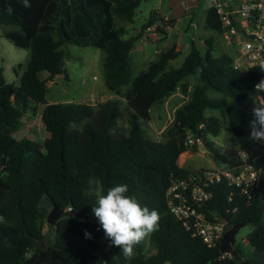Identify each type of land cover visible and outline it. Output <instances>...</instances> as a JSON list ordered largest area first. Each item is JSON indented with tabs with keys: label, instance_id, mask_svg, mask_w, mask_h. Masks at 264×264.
<instances>
[{
	"label": "trees",
	"instance_id": "1",
	"mask_svg": "<svg viewBox=\"0 0 264 264\" xmlns=\"http://www.w3.org/2000/svg\"><path fill=\"white\" fill-rule=\"evenodd\" d=\"M141 2L29 0L31 7L25 8L21 0H0V25L13 26L4 31L5 36L30 51L27 67L21 73L22 64L15 67L20 75L18 86L0 73V214L7 221L0 224V264H35L42 251L46 256L41 264H97L99 259L103 264H264V155L249 160L263 170L251 201L222 180L211 186L213 197L204 208L210 219L226 217V229L236 223L253 226L247 237L250 254L242 245L235 246L234 256L221 252V242L209 247L174 216L166 198L175 180L193 173L179 164L180 155L190 149L187 136L204 142L221 131L218 117L209 115V110L227 119L236 135H244L246 115L233 101L242 104L254 95V85L264 72L259 67L236 70L232 53L216 55L213 40L208 39L204 53L192 41L180 66L172 65L181 54L176 45L161 50L132 78L131 51L154 22L147 21L139 34L125 38L127 28L117 25L116 15L133 22ZM8 4L14 9L11 15L5 12ZM206 22L207 27L222 31L215 11H207ZM67 44L105 52V83L116 95L124 96L129 106L126 132H113L123 114L119 98L96 105L48 102V81L61 74L69 77L66 66L60 67L68 57ZM43 71L48 72L46 78L41 76ZM190 76L199 77L193 87L186 82ZM178 91L189 99L176 109L166 139L148 138L144 125L151 120L152 108ZM212 92L219 96H211ZM40 105L44 106L41 121L46 137L41 142L16 138L22 117ZM216 158L226 160L222 155ZM91 180L99 181L105 194L109 187L127 184L129 194L142 206L158 211L159 229L151 234L156 253L145 254L138 243L137 253L126 260L121 249L110 244L91 211L95 203V194L89 192ZM231 193L234 202L228 201ZM44 200L65 211L71 208L75 215L63 214L43 250ZM237 205L236 212L226 213ZM85 230L91 239L85 238Z\"/></svg>",
	"mask_w": 264,
	"mask_h": 264
},
{
	"label": "rangeland",
	"instance_id": "2",
	"mask_svg": "<svg viewBox=\"0 0 264 264\" xmlns=\"http://www.w3.org/2000/svg\"><path fill=\"white\" fill-rule=\"evenodd\" d=\"M208 0H142L141 4L135 11L133 22L123 20L116 15L117 25L126 27L128 34L125 36L137 35L141 31L144 23L152 20L154 23L159 18L170 16L177 20L176 26L173 27L169 34L159 35L160 39L154 41L151 37L143 36L136 43L135 48L131 51V65L133 70L132 78H135L143 69L147 67V63L155 54L156 50H163L176 45L178 48V40L181 38L180 56L172 61L173 66H180L186 59L191 50V39L196 37L198 48L204 53L207 49L206 40L212 39L214 52L216 55L229 52L232 49L227 45L223 34L207 27L206 11ZM161 25H157L156 31L164 30L166 25L173 26L169 20H162ZM13 26L0 25V73L6 78V81L15 85L20 84V75L15 71L18 64H22L23 68L20 73L27 67L30 59V51L26 48L17 46L10 38L5 36L4 31L12 29ZM163 33V31H161ZM205 43V44H204ZM68 57L65 58L64 66L68 70L69 77L64 75L53 78L48 81L47 100L49 103L54 102H85L90 104H98L112 98H119L122 117L118 120L113 132L121 135L126 132L128 127L129 106L124 96L116 95L111 91L104 77V60L105 52L94 46H78L67 44L64 46ZM179 49V48H178ZM47 71H43L41 76H45ZM197 76H190L186 79L190 87H193L198 81ZM55 79V80H54ZM54 80V81H53ZM53 81V82H50ZM126 87L122 89V92ZM211 96H219L217 93H210ZM189 99L188 94L176 92L169 97L164 103L156 105L152 108L151 120L144 125L145 134L153 140L164 141L166 139V130L174 121L175 112L178 107ZM246 115V121L243 126L244 135H236L229 127L227 119H225L218 111L209 110L208 114L218 117L222 128L218 136H210L207 141L197 143L190 149L182 153L179 157V164L192 172L200 170H216L217 168H235L234 171H240L244 164L251 163L249 160L253 158L258 160L264 155V141H257L250 138L249 122L253 119L252 106L250 98L245 103H237ZM43 105L38 106L35 112H30L22 117L21 129L14 133L16 138L28 137L38 142L43 141L47 132L41 121V113ZM204 145V147L202 146ZM217 155H222L226 160H218ZM256 158V159H255ZM102 190L101 183L97 180H91L89 192L95 194L96 191ZM42 208L47 212V218L44 222L45 237L41 241L44 250L54 234L55 224L48 222V217L53 210V204L44 200ZM63 216H57V221ZM56 221V222H57ZM253 226L245 225L242 227L236 238V245H242L245 252L250 254L252 246L247 240ZM143 251L147 255L156 253V249L151 243V234L144 238L140 243ZM137 253V245L134 247V255ZM97 264H103L102 260L96 261Z\"/></svg>",
	"mask_w": 264,
	"mask_h": 264
},
{
	"label": "built area",
	"instance_id": "3",
	"mask_svg": "<svg viewBox=\"0 0 264 264\" xmlns=\"http://www.w3.org/2000/svg\"><path fill=\"white\" fill-rule=\"evenodd\" d=\"M207 9L215 11L221 20V33L232 49L234 68L246 72L259 67L264 62V0H208ZM255 85V93L250 97L252 107L255 103L264 104V92H257ZM201 142L192 134L187 136L188 146ZM243 167L238 172L233 170L235 168L225 167L196 171L186 178L175 180L166 192L170 211L193 236L201 238L209 247L222 241L228 224L221 221L226 217L210 219L204 210L213 197L211 186L227 180L248 201L253 199L260 187L262 167L253 163H246ZM234 197L231 193L228 201L234 202ZM237 210L238 205L227 209L226 213Z\"/></svg>",
	"mask_w": 264,
	"mask_h": 264
},
{
	"label": "clouds",
	"instance_id": "4",
	"mask_svg": "<svg viewBox=\"0 0 264 264\" xmlns=\"http://www.w3.org/2000/svg\"><path fill=\"white\" fill-rule=\"evenodd\" d=\"M23 7L30 8L29 0H21ZM14 9L11 4L5 6L9 15ZM259 68L264 72V62ZM202 69L197 68V72ZM257 92H264V79L255 85ZM253 119L249 122L250 138L264 141V104H254L252 107ZM92 214L97 219L99 228L103 229L104 236L111 245L121 249L126 260H131L134 247L144 238L159 229L160 215L156 209L142 206L135 195L129 194L127 184H116L109 187L106 194L102 190L95 192V203ZM5 216L0 214V224H6ZM99 230V229H98ZM85 238L91 239L92 234L85 230ZM4 243L7 244V238Z\"/></svg>",
	"mask_w": 264,
	"mask_h": 264
},
{
	"label": "water",
	"instance_id": "5",
	"mask_svg": "<svg viewBox=\"0 0 264 264\" xmlns=\"http://www.w3.org/2000/svg\"><path fill=\"white\" fill-rule=\"evenodd\" d=\"M64 63H65V61L61 60L60 67H63ZM6 133H9V129H6ZM202 146L204 147V145H202ZM70 210L71 209H69V211H65L63 208H60V207L54 205L53 210L49 214L48 222L51 224L57 223L56 222L57 216L62 215V214L74 216L75 215L74 212H72ZM221 221L224 223L228 222L227 219H222ZM245 225H246V223H236L232 227H230L229 229L226 230V232L223 236V239L221 241V245H220L221 252L228 253L232 256H234L236 254V251L234 249L235 248L234 245H235L236 240H237L236 236H237L239 230L242 227H244ZM45 256H46V252L42 251L35 264H41L43 259L45 258Z\"/></svg>",
	"mask_w": 264,
	"mask_h": 264
},
{
	"label": "crops",
	"instance_id": "6",
	"mask_svg": "<svg viewBox=\"0 0 264 264\" xmlns=\"http://www.w3.org/2000/svg\"><path fill=\"white\" fill-rule=\"evenodd\" d=\"M207 11H208V9H207ZM207 11H206V15H207ZM166 20V21H168V20H170V21H173V22H175V24L173 25V26H171V25H166V27L164 28V30H161V31H163V33L161 32V31H156V28H157V25L159 24V25H161V26H163V24L161 23V21L162 20ZM176 24H177V20H174V19H172L170 16H165L164 18H159L158 19V21L156 22V23H154L151 27H149L145 32H144V35L143 36H146L147 38H148V36L149 37H151L152 39H154V41H157V40H159L160 39V37H159V35H161V34H169L170 32H171V30L173 29V27L174 26H176ZM136 35V34H135ZM196 37H197V35H194V37H192V39H191V42L192 41H194L195 42V44H196ZM206 42V41H205ZM205 44V43H204ZM177 45H178V48L180 49V45H181V38L179 37V40H178V43H177ZM197 45V44H196ZM177 48V49H178ZM161 50H156L155 51V54L151 57V61L153 60V59H155L156 58V56H157V54L160 52ZM150 61V62H151ZM29 62V61H28ZM149 62V63H150ZM149 63H147V65L149 64ZM48 76V72H47V74L45 75V76H42L43 78H46ZM61 76H63L62 74L61 75H58V76H56L55 77V79L56 78H58V77H61ZM54 79V80H55ZM52 80V79H51ZM53 80V81H54ZM53 81H50V82H53Z\"/></svg>",
	"mask_w": 264,
	"mask_h": 264
}]
</instances>
